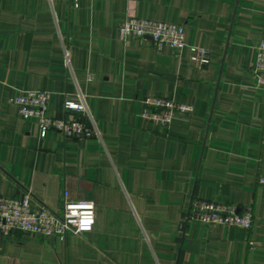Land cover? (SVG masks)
<instances>
[{"label":"crops","instance_id":"crops-1","mask_svg":"<svg viewBox=\"0 0 264 264\" xmlns=\"http://www.w3.org/2000/svg\"><path fill=\"white\" fill-rule=\"evenodd\" d=\"M129 17L183 26L210 64L121 38ZM263 37L264 0H0V194L29 190L52 211L65 192L95 205L91 233L16 232L0 264H264V90L252 73ZM20 90L50 91L51 117L84 94L101 140L39 138L10 104ZM158 96L192 115L167 130L144 120L142 101ZM193 200L251 209L253 225L189 222Z\"/></svg>","mask_w":264,"mask_h":264},{"label":"built area","instance_id":"built-area-1","mask_svg":"<svg viewBox=\"0 0 264 264\" xmlns=\"http://www.w3.org/2000/svg\"><path fill=\"white\" fill-rule=\"evenodd\" d=\"M82 0H72L74 8H79ZM121 38L151 39L157 50L165 47L172 51L192 55L196 67L210 64L211 56L201 47L189 45L185 41L184 27L169 22H155L148 19L129 17L119 26ZM69 64V55L65 53ZM255 88L264 90V37L256 46L255 62L252 67ZM92 80V76L88 77ZM51 92L47 90H20L10 100L20 118L37 125L39 138L45 139L50 132L72 139L101 140V133L89 112L85 95L77 94V102L64 104V116H49ZM144 109L141 117L167 130L175 120L186 119L193 113V107L178 103L164 96L147 98L142 101ZM74 114L67 116L66 114ZM264 184V178L259 179ZM91 220L85 228L84 224ZM189 222L202 224L210 229L218 225L249 230L253 225L251 209L239 212L237 206L208 200H193L187 216ZM95 226V205L86 200H71L64 193L61 206L52 211L42 205L29 191L19 196L7 197L0 194V241L9 239L14 233L46 237H65L69 234L86 235ZM253 245V242L250 243Z\"/></svg>","mask_w":264,"mask_h":264},{"label":"clouds","instance_id":"clouds-1","mask_svg":"<svg viewBox=\"0 0 264 264\" xmlns=\"http://www.w3.org/2000/svg\"><path fill=\"white\" fill-rule=\"evenodd\" d=\"M91 223V220L87 221L85 224H84V227L87 228Z\"/></svg>","mask_w":264,"mask_h":264}]
</instances>
